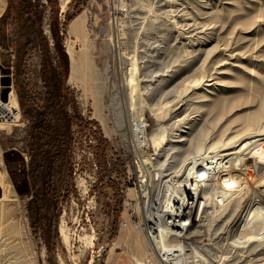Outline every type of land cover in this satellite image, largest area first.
<instances>
[{
	"label": "rangeland",
	"instance_id": "obj_1",
	"mask_svg": "<svg viewBox=\"0 0 264 264\" xmlns=\"http://www.w3.org/2000/svg\"><path fill=\"white\" fill-rule=\"evenodd\" d=\"M119 1L126 11L113 21L108 0H57L61 21L65 13L80 9L73 17L77 16L74 28L70 27L73 18L65 26L63 46L72 60L67 84L83 114L99 124L116 157L114 149H119L121 138L124 144L118 129L127 125L130 114L136 115L121 108L126 92L119 81L127 75L130 55L135 56L142 99L137 110L149 121L147 137L157 122L151 111L163 107L165 133L158 149L166 150L170 159L176 155L173 164L193 156L187 150L188 135L207 116L206 105L211 100L222 102L227 109L211 137L224 125L230 127L226 133L235 130L243 121L232 120L256 110L260 101L264 103V0ZM2 5L0 15L6 0ZM10 14L8 22L0 25V73L10 76L18 103L19 85L31 88L39 84V54L37 47L25 52L20 17L14 7ZM40 27L48 34L45 14ZM80 51L85 53V61L79 73L73 56ZM111 80L116 85L112 93ZM117 103L122 124L114 121ZM214 114L210 112V116ZM26 125L21 110L16 125L5 124L0 129V264H88L90 260L91 264H150L143 239L124 211L111 237L112 218L106 204H112L113 194L106 186L95 184L94 140L90 136L75 147L73 185L55 226L48 227L46 236L33 229L28 210ZM261 196L264 199V193ZM61 224L67 242L59 234ZM91 236L93 243L88 242ZM232 262L264 264V239L238 252Z\"/></svg>",
	"mask_w": 264,
	"mask_h": 264
},
{
	"label": "built area",
	"instance_id": "obj_2",
	"mask_svg": "<svg viewBox=\"0 0 264 264\" xmlns=\"http://www.w3.org/2000/svg\"><path fill=\"white\" fill-rule=\"evenodd\" d=\"M108 1L106 6L114 21L126 11V6L119 0ZM2 88L0 81V129L5 124L16 125L21 117L17 101L13 104L8 96L11 84L5 100L1 98ZM115 90V80H111L109 91ZM126 123L118 129L124 144L121 138L119 149H114L123 169L120 212H125L143 239L146 261L234 264L231 260L251 243L242 242L241 249H232L231 235L238 234L241 226L236 232H227L232 202L220 177H229L228 170L220 171L217 179L211 178L215 166L209 160H186L175 168L161 166L163 151L154 148L147 138L149 121L130 114ZM111 177L114 178V173ZM239 179L243 184L244 177ZM141 221H149L148 231H141Z\"/></svg>",
	"mask_w": 264,
	"mask_h": 264
},
{
	"label": "trees",
	"instance_id": "obj_3",
	"mask_svg": "<svg viewBox=\"0 0 264 264\" xmlns=\"http://www.w3.org/2000/svg\"><path fill=\"white\" fill-rule=\"evenodd\" d=\"M6 0L0 25L10 19L14 7L20 17L25 52L35 47L39 54V84L31 88L17 87L18 103L27 120L25 151L29 222L34 230L46 236L49 226H55L63 205H66L73 185L76 146H82L87 136L94 140L95 184L110 189L112 204H106L112 218L111 237L115 236L121 211L120 179L123 175L119 159L109 149L99 124L89 120L78 106L76 96L67 84L69 56L63 46L65 26L79 11L75 8L59 20L57 0ZM46 15L48 34L40 25ZM36 23L39 24L36 27ZM16 71V69H15ZM69 77V76H68ZM114 173V178L111 177Z\"/></svg>",
	"mask_w": 264,
	"mask_h": 264
},
{
	"label": "bare ground",
	"instance_id": "obj_4",
	"mask_svg": "<svg viewBox=\"0 0 264 264\" xmlns=\"http://www.w3.org/2000/svg\"><path fill=\"white\" fill-rule=\"evenodd\" d=\"M67 1L62 0V3ZM2 3L3 0H0V11L3 7ZM76 22L77 16L70 21V27L74 28ZM128 57L127 75L124 81L119 83L121 88L124 89L123 92L127 94L123 93L122 95L125 104L123 103L121 108L126 109V113L129 111L135 112L137 118H143V113L137 110L138 105L142 103L138 90L137 64L134 55ZM84 61L85 53L83 51L73 56V65L79 73ZM69 65L71 68L72 60L70 58ZM8 96L10 101L16 105L13 91ZM114 98L112 97V99ZM118 103L114 104L113 108L116 107V121L122 124V111ZM224 108L222 102L218 100H211L210 103H207V116L194 129L192 128L188 135L187 150L191 151L193 156L184 158V160L190 162L194 159H200L214 163L215 169L211 171V178L218 179L219 172L223 170H228L230 173L227 178L220 177L224 188H226V196L232 202L229 210L227 232H236L241 226L238 234L231 235L232 249H241L242 242H249L250 244L264 239V199L261 196L264 193V103L260 101L256 110L238 115L232 120L243 121L235 130L226 133L230 127L224 125L218 130L217 134L211 137L213 127L217 125L220 116L227 110H224ZM211 111L215 112L213 116H210ZM151 112L157 122L155 127L149 131V137L147 138L154 147L158 148L162 145L164 139L165 125L162 123V118L166 115V111L163 107H158ZM162 151L163 156L160 159V165L175 168L177 165L171 161H176L177 156L172 155L170 159L166 150L162 149ZM167 161L172 164H168ZM240 176L244 177L243 184L239 183L240 180L242 181V179H239ZM242 195H245V199ZM231 216L233 218H230ZM148 229L149 221H141V231H148ZM58 230L62 241L67 242L68 235L63 224L59 226ZM93 239V236H91L88 242L93 243ZM91 261L88 264H91Z\"/></svg>",
	"mask_w": 264,
	"mask_h": 264
},
{
	"label": "water",
	"instance_id": "obj_5",
	"mask_svg": "<svg viewBox=\"0 0 264 264\" xmlns=\"http://www.w3.org/2000/svg\"><path fill=\"white\" fill-rule=\"evenodd\" d=\"M0 81H1V84L3 85V88L1 91V98L5 100L7 97V92L10 89L11 78L9 75L6 74L1 77Z\"/></svg>",
	"mask_w": 264,
	"mask_h": 264
},
{
	"label": "crops",
	"instance_id": "obj_6",
	"mask_svg": "<svg viewBox=\"0 0 264 264\" xmlns=\"http://www.w3.org/2000/svg\"><path fill=\"white\" fill-rule=\"evenodd\" d=\"M116 240H117V239H115L114 242H113L114 246H115Z\"/></svg>",
	"mask_w": 264,
	"mask_h": 264
}]
</instances>
